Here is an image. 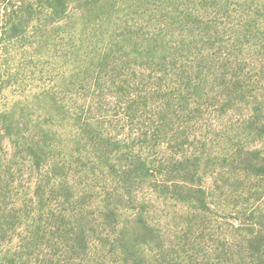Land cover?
Instances as JSON below:
<instances>
[{
  "label": "rangeland",
  "instance_id": "obj_1",
  "mask_svg": "<svg viewBox=\"0 0 264 264\" xmlns=\"http://www.w3.org/2000/svg\"><path fill=\"white\" fill-rule=\"evenodd\" d=\"M0 0V264H264V0Z\"/></svg>",
  "mask_w": 264,
  "mask_h": 264
},
{
  "label": "trees",
  "instance_id": "obj_2",
  "mask_svg": "<svg viewBox=\"0 0 264 264\" xmlns=\"http://www.w3.org/2000/svg\"><path fill=\"white\" fill-rule=\"evenodd\" d=\"M54 4L57 8H64L67 4V0H55Z\"/></svg>",
  "mask_w": 264,
  "mask_h": 264
}]
</instances>
